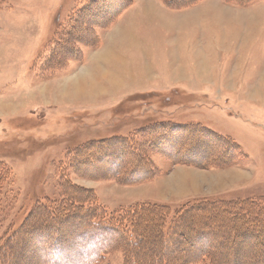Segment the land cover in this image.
Returning a JSON list of instances; mask_svg holds the SVG:
<instances>
[{
	"label": "rangeland",
	"instance_id": "rangeland-1",
	"mask_svg": "<svg viewBox=\"0 0 264 264\" xmlns=\"http://www.w3.org/2000/svg\"><path fill=\"white\" fill-rule=\"evenodd\" d=\"M90 78L105 91H69ZM1 170L0 264H264V221L240 206L264 214V0H0ZM142 204L134 247L90 243L85 209Z\"/></svg>",
	"mask_w": 264,
	"mask_h": 264
},
{
	"label": "trees",
	"instance_id": "trees-1",
	"mask_svg": "<svg viewBox=\"0 0 264 264\" xmlns=\"http://www.w3.org/2000/svg\"><path fill=\"white\" fill-rule=\"evenodd\" d=\"M172 129H183V127H174ZM162 135H164V133H161ZM166 134V132H165ZM170 135V134H169ZM165 136V135H164ZM111 140L113 139H110V140H106V141H109L111 142ZM118 141V144H120L119 146L121 148H118L117 149V153L118 155H121V151H127L130 147H131V139H127V138H122L121 140H117ZM97 143H100V142H97ZM118 158V157H117ZM4 171H0V185L2 184V180L4 179ZM248 203L250 204H254L252 201H244L242 202V206L246 217H249L250 219L252 218H255L256 219H259L261 221H264V214L263 213H259V212H256V211H253L252 209H246L248 208ZM245 205V206H243ZM194 207V206H193ZM146 208V205L143 206L142 205H137V206H131V208H129L127 211H123L122 213H120L118 216L114 214L113 215H106V214H101V213H104L103 211L101 210H95V213L97 214L95 217V215L93 216V211L89 210V209H85L84 211L87 213V214H90L91 215V220H87L86 222H88V225L89 227L91 228L90 231L92 232V235L89 237L90 239V243H93L94 240L96 239H100L102 241H107L108 239H104V238H99L97 235L100 234V236H103L104 233H108V235H110V233L112 234H122L123 237L125 238L127 244L129 245V247H134V245H136L135 243V239H134V228H135V224H137L138 220L140 219V217L142 216V214L144 213V209ZM149 208H151L152 210H156V211H162L163 212V215L165 214L164 213V210L163 208H158V207H147V212L149 211ZM158 208V210H157ZM53 211V210H52ZM52 211H49V215H55L56 212H52ZM100 212V213H99ZM184 215V214H183ZM182 215V216H183ZM244 215H240L239 217H245ZM100 216V217H98ZM181 216V214H180ZM118 217V218H117ZM178 215L174 218V220L177 221H173V222H170L167 226L166 224H164V226L161 228V235H160V239L162 244L164 245L165 249L168 248V245L167 242H169L171 239L173 240V237H175V231L177 230V226L179 225L181 219L178 217ZM180 219V220H179ZM249 219V220H250ZM53 218H50V221H52ZM162 222V221H160ZM163 224V223H162ZM88 227V228H89ZM112 236V235H111ZM177 239V238H175ZM174 239V240H175ZM2 247V246H1ZM4 248V246H3ZM55 250V252L57 251L55 249V247L53 248ZM52 249V250H53ZM58 253H56V256L58 255V257H60V255H62V253H60L59 251H57ZM76 261H78L79 259H77L75 257ZM59 260V258H58ZM97 261V259L95 260ZM159 261V260H158ZM156 262L154 264H167V262L165 260H162V262ZM94 264V263H92ZM188 264H211V260L210 258L207 256V255H204V254H201L197 257L196 260H193V261H189Z\"/></svg>",
	"mask_w": 264,
	"mask_h": 264
},
{
	"label": "bare ground",
	"instance_id": "bare-ground-1",
	"mask_svg": "<svg viewBox=\"0 0 264 264\" xmlns=\"http://www.w3.org/2000/svg\"><path fill=\"white\" fill-rule=\"evenodd\" d=\"M152 8V9H151ZM210 8V7H209ZM151 10H147V14L149 15H156L157 14V10L155 11L153 9V7H150ZM215 10V9H214ZM213 11V10H211ZM215 14H220V12H214ZM222 16V15H220ZM219 16V17H220ZM226 16V15H225ZM119 31V30H118ZM131 32H129V30H124L123 31L121 30L119 33L115 32V37L113 38V43H115L116 41L118 42H122V43H125L126 45H133L135 43L134 39L132 38L133 36L131 34H129ZM113 34V35H114ZM176 43V42H175ZM124 48V47H123ZM221 48V47H220ZM220 48H218L217 51H220ZM232 48V47H230ZM229 48V49H230ZM193 56H195L194 58L197 59V61H193L192 62V67H193V73L195 72V69L198 71V69L200 68V65L202 64L200 61H203V65L205 64L206 60H205V57H204V51L201 50V52L199 53H195ZM201 58V59H200ZM204 58V59H203ZM117 59L120 61L119 57H117V55L113 54L112 53V50L109 49V50H106L105 51V54H102L100 57H98L97 59V63L99 64H102L104 66V68L106 67L107 68V71L106 73H104L105 75L103 77H101V79L106 82L108 85V87H111V88H114L115 86L119 85L121 82L123 83V81L127 80L128 78L125 76V75H120L119 77L115 75V67H114V63L117 62ZM99 60V61H98ZM192 70V69H191ZM175 71H179V70H176ZM174 72V71H173ZM175 73V72H174ZM179 74V73H178ZM89 82V86H87V88H85V85L82 86V84H76V85H72L69 89V91H72L71 93L73 94H77V95H80V96H85V97H88L89 94H94L95 92H101L102 90L105 91L103 84H101V86L99 84H97L96 82L90 84L91 82V78H90V81ZM74 84V83H73ZM64 90V89H63ZM105 94V93H103ZM73 97V96H72ZM165 135V134H164ZM183 141V140H182ZM181 149V148H180ZM209 150V149H208ZM193 161V160H192ZM193 164V163H192ZM200 164V163H199ZM203 176V175H202ZM201 177V176H200ZM222 177V176H221ZM241 177H243L241 175ZM194 178V176H193ZM224 178V177H222ZM199 178L196 177V179L194 178L195 181L192 182V184L196 185L197 183V180ZM202 179V178H201ZM200 179V180H201ZM219 183L222 182L221 178L218 179ZM178 181H181V180H178L176 181L175 184H178L179 182ZM201 182V181H200ZM203 182V181H202ZM199 183V182H198ZM227 183V182H226ZM213 185V184H212ZM223 185V184H222ZM225 187V186H224ZM183 189V188H182ZM222 189V188H221ZM231 224V223H230Z\"/></svg>",
	"mask_w": 264,
	"mask_h": 264
},
{
	"label": "crops",
	"instance_id": "crops-1",
	"mask_svg": "<svg viewBox=\"0 0 264 264\" xmlns=\"http://www.w3.org/2000/svg\"><path fill=\"white\" fill-rule=\"evenodd\" d=\"M237 83H238V81H237ZM237 83H236V85H237ZM236 85H235V87H236ZM238 85H239V84H238ZM253 85H254V83H253ZM253 85H252V86H253ZM239 86H240V89H239L238 94L243 95V93L241 92V90H242V91L244 90V92H245V94H246L247 88L243 89L244 86H243L242 84H240ZM252 86H251V87H252ZM255 86H256V85H255ZM246 96H247V95H246Z\"/></svg>",
	"mask_w": 264,
	"mask_h": 264
}]
</instances>
